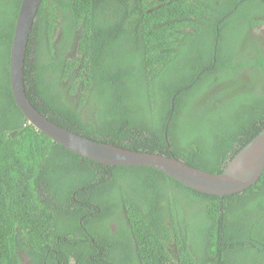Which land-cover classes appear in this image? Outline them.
Returning <instances> with one entry per match:
<instances>
[{
    "label": "trees",
    "instance_id": "16d2710c",
    "mask_svg": "<svg viewBox=\"0 0 264 264\" xmlns=\"http://www.w3.org/2000/svg\"><path fill=\"white\" fill-rule=\"evenodd\" d=\"M21 3L0 0V264H264V173L210 196L29 123L10 76ZM262 26L264 0H44L26 92L82 136L218 174L264 130Z\"/></svg>",
    "mask_w": 264,
    "mask_h": 264
},
{
    "label": "water",
    "instance_id": "95a60500",
    "mask_svg": "<svg viewBox=\"0 0 264 264\" xmlns=\"http://www.w3.org/2000/svg\"><path fill=\"white\" fill-rule=\"evenodd\" d=\"M44 0H22L11 48L10 76L17 106L29 123L65 149L89 160L110 166L148 167L163 172L180 184L210 196L224 198L256 185L264 173V130L229 162L221 173L195 168L176 157L122 148L103 143L51 121L30 101L25 84L28 44Z\"/></svg>",
    "mask_w": 264,
    "mask_h": 264
},
{
    "label": "flooded vegetation",
    "instance_id": "af4514ba",
    "mask_svg": "<svg viewBox=\"0 0 264 264\" xmlns=\"http://www.w3.org/2000/svg\"><path fill=\"white\" fill-rule=\"evenodd\" d=\"M261 30H253V34H255V35H257V36H262L263 35V33L262 34H258V32H260V31H262L263 30V32H264V26H262V28L261 27H259ZM92 242L93 243H95V241L94 240H92ZM27 262H28V259H27Z\"/></svg>",
    "mask_w": 264,
    "mask_h": 264
}]
</instances>
